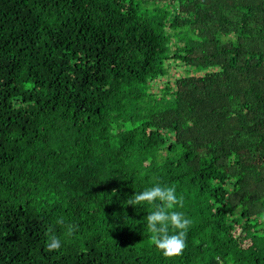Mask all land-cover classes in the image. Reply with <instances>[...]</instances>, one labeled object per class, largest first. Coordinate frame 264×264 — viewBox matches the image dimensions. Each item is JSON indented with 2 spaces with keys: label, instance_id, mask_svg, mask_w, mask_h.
Returning <instances> with one entry per match:
<instances>
[{
  "label": "trees",
  "instance_id": "16d2710c",
  "mask_svg": "<svg viewBox=\"0 0 264 264\" xmlns=\"http://www.w3.org/2000/svg\"><path fill=\"white\" fill-rule=\"evenodd\" d=\"M0 264H264V0H0Z\"/></svg>",
  "mask_w": 264,
  "mask_h": 264
},
{
  "label": "clouds",
  "instance_id": "9594fccd",
  "mask_svg": "<svg viewBox=\"0 0 264 264\" xmlns=\"http://www.w3.org/2000/svg\"><path fill=\"white\" fill-rule=\"evenodd\" d=\"M125 201L134 206L143 207L144 203L152 205L151 210L143 217V222L153 234L151 237L153 244L162 255L172 256L182 252L186 246V234L192 220L183 211L176 210L175 206L182 202V197L177 194L175 185L153 183L136 191ZM67 231L71 234L73 227L69 225ZM46 247L49 250L59 249L61 239L51 235L46 241Z\"/></svg>",
  "mask_w": 264,
  "mask_h": 264
},
{
  "label": "rangeland",
  "instance_id": "374dc122",
  "mask_svg": "<svg viewBox=\"0 0 264 264\" xmlns=\"http://www.w3.org/2000/svg\"><path fill=\"white\" fill-rule=\"evenodd\" d=\"M183 73H184V71L182 70V68H180V67H175V68H174V67H173V70L169 72L168 77L165 78L163 81H164V82H165L166 80L170 81L171 78H173V77H175V76H177V75H181V74H183ZM159 84H161V83H159ZM156 90H157V88H156Z\"/></svg>",
  "mask_w": 264,
  "mask_h": 264
}]
</instances>
